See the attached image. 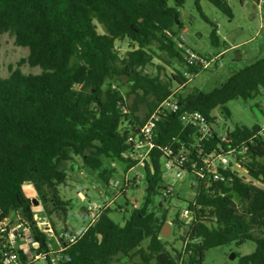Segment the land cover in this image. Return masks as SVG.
I'll use <instances>...</instances> for the list:
<instances>
[{"label":"trees","instance_id":"obj_1","mask_svg":"<svg viewBox=\"0 0 264 264\" xmlns=\"http://www.w3.org/2000/svg\"><path fill=\"white\" fill-rule=\"evenodd\" d=\"M207 1L233 17L228 0ZM185 2L0 0V48L2 35L9 34L17 47L29 49L27 57L10 66L9 77H0V221L22 210L43 245L47 236L39 229L26 185L34 186L49 219L56 216L66 223L72 206L60 187L67 184L69 165L75 157H81L83 168L96 173L106 188L118 174L114 164H121L124 172L137 166L123 158L130 131L146 122L176 84L186 83L182 50L175 42L184 28L179 9ZM194 2L208 21L201 0ZM217 37L216 29L215 44ZM125 41L132 47L121 55L117 45ZM156 43L160 53L154 49ZM156 58L160 65L155 64ZM25 65L40 68L41 73L26 74L22 70ZM168 68L175 71L170 76ZM124 81L131 88L127 96L113 88V82ZM262 88L264 56L231 74L212 91L195 90L186 96L180 94L179 99L182 106L203 113L216 124L217 109H223L222 114L229 119L228 103L254 99ZM132 96L129 103L126 99ZM143 107L147 109L144 117L140 115ZM261 130L259 125L231 130L235 142H247L251 147L246 168L252 181L235 177L230 183L201 188L197 205L215 209L218 226L203 223L196 209L190 234L199 242L187 247L192 253L184 264H202L207 251L233 243L240 247L248 241L257 248L242 257L241 264H264V138L253 139ZM185 134L171 116L159 126L156 140L166 145L173 137ZM219 142L216 135L211 145ZM153 165V170L145 166L147 197L143 206L134 209L123 226L110 217L112 208L105 211L64 252L60 264H110L118 255L140 256L141 262L135 264H179L181 251L173 255L167 249L169 241L160 239L167 213L162 218L150 212L155 198L167 189L161 184L159 152L153 155ZM189 205L194 207L192 202ZM176 223L185 227L178 217ZM65 227L72 229L67 224ZM147 239L150 242L144 248Z\"/></svg>","mask_w":264,"mask_h":264},{"label":"rangeland","instance_id":"obj_2","mask_svg":"<svg viewBox=\"0 0 264 264\" xmlns=\"http://www.w3.org/2000/svg\"><path fill=\"white\" fill-rule=\"evenodd\" d=\"M233 11V17L221 12L211 2L201 0V7L204 15L208 19L206 21L199 10L197 9L194 0H186L183 7L179 10L181 12V22L183 31L180 35L185 36V45L192 50L199 53L201 56L211 61L220 52L225 53L219 57V60L212 62L209 69L200 72L191 83L181 90V94H187L195 91H212L216 87L221 86L231 74L243 69L247 65L264 56V12H259L256 4L252 0H228ZM173 5V2H171ZM218 30L217 44L213 41V33ZM100 33H104L102 26L98 25ZM2 47L0 48V77L7 78L10 76V66L16 65L22 58L29 55L28 48L17 47L15 45L14 37L9 34L2 35ZM121 55H124L132 46L128 41L120 43ZM159 44L156 43L154 49L158 51ZM235 47V48H234ZM233 48V49H232ZM239 57L241 61H237ZM155 64L160 65L158 58L155 59ZM26 74H39L40 68H31L29 65L22 67ZM174 69L168 68L167 75L174 73ZM115 86L127 96L131 88L127 81L113 82ZM176 84L174 89H178ZM129 103L133 101V96L126 99ZM229 110L230 118L225 119L222 114L223 109H217L215 115L218 122L215 124V129L219 133L236 127H253L259 125L264 127V88L261 89V94L251 100L238 99L231 101L226 105ZM147 109L142 108L140 115L144 117ZM73 164V165H72ZM118 168V174L113 178L114 180L124 181L128 175L131 179H140L138 186L130 187L127 192L120 195L116 204H114L113 213L110 217L118 224L124 225L129 219L130 213L141 206H143L147 197V182L146 170L144 165H138L129 172H124L121 164H114ZM69 179L66 185L60 187L61 194L66 201L71 202L72 209L70 211L67 222H63L56 216L49 219L46 212H41L43 220H49L59 229L67 224L74 231L85 229L90 219L87 216L81 219L79 210L83 206H88L89 202L102 204V197L108 200L114 198V193L108 191L98 175L88 169L83 168L81 157H75L74 163L69 165ZM251 182L252 179L248 175L244 177ZM172 181V180H170ZM173 182V181H172ZM258 187H263L261 183L253 181ZM191 180L187 177L174 183V191L176 196L170 197L168 201H164L159 195L155 198L154 204L150 207V212L163 218V213H167V222H170L173 227L172 240L167 244V249L176 255V251H181L183 248V238L186 233V227L176 223L178 215L188 208L189 202L196 196V189L188 187ZM26 193L30 195L26 185ZM79 193H84L89 197L88 201H81ZM179 194V197L177 196ZM40 202L38 198H35ZM41 203V202H40ZM161 203L163 207L161 206ZM42 203L40 205V209ZM124 207L125 211L117 208ZM204 217L217 218V211L201 212ZM179 218V217H178ZM150 240L147 239L143 243V247L147 248ZM257 245L254 242L248 241L244 245L238 247L236 244H230L223 247L211 249L206 252L205 261L202 264H241V258L251 255L256 251ZM235 254L236 258L231 259ZM141 258L138 255L133 257H126L118 255L110 264H135L140 263Z\"/></svg>","mask_w":264,"mask_h":264},{"label":"built area","instance_id":"obj_3","mask_svg":"<svg viewBox=\"0 0 264 264\" xmlns=\"http://www.w3.org/2000/svg\"><path fill=\"white\" fill-rule=\"evenodd\" d=\"M254 3L260 13L264 12V0H256ZM185 41L186 38L183 35L175 38L184 58L186 70L183 76L186 83L179 85L178 89H174L166 99L161 101L141 127L132 128L126 141L128 152L123 155L126 160L136 162L137 166L148 165L153 170V155L155 152L160 153L161 184L167 188L160 195L164 201L176 196L174 183L184 180L185 177L191 180L188 187H195L196 196L191 200L195 208L189 205L178 215L179 220L186 227L179 264H184L186 258L192 253V251H188L187 247L199 242V239H193L190 234L191 228L196 222V209L200 211V219L203 223L211 225L208 223L210 221L218 226V217L210 219L201 213L216 210L197 205L196 197L201 188L210 189L217 183H230L235 177L248 181L244 175H249L246 164L250 160L249 151L251 150L247 142H235L230 136V129L219 133L215 129V124L210 122L203 113L189 110L181 105L179 99L181 90L193 81L198 75L196 72L209 69L212 62L219 60V57H215L211 61L207 60L187 47ZM119 45H117V49L121 51ZM113 88L117 89V86L114 85ZM124 112H127L125 108ZM171 116H175L186 134L173 137L169 144H158L156 139L159 126ZM216 135L221 139V142L214 146L211 143ZM260 138H264V127L253 136L254 140ZM139 181L140 179H131L128 175L124 181L112 179L108 191L114 193V198L108 200L102 197V204L89 202L86 217H89L90 223L85 229L78 232L65 226L59 229L51 221L40 220L36 216L39 229L47 236L43 245L35 238L33 229L26 219L14 221L12 217H9L1 220L0 264H60L64 252L75 245L87 230L98 222L105 211L114 207L120 195H124L123 193L132 186L137 187ZM220 195L225 197V193L222 191ZM78 196L81 201L89 200V197L84 193H79ZM177 196L179 197V194ZM117 209L125 211L124 207Z\"/></svg>","mask_w":264,"mask_h":264},{"label":"crops","instance_id":"obj_4","mask_svg":"<svg viewBox=\"0 0 264 264\" xmlns=\"http://www.w3.org/2000/svg\"><path fill=\"white\" fill-rule=\"evenodd\" d=\"M182 31H183V30H182ZM218 33H219V31H218ZM234 48H235V47H234ZM232 49H233V48H232ZM224 53H225V51H222V52H220L216 57H220V56H222ZM238 60L241 61L242 58L239 57V59H237V61H238ZM72 165H73V164H72ZM26 187H27V186L24 187L25 193H26ZM28 187L30 188V190H29L30 195H28V194L26 193L27 197L30 198V199L38 198V194H37V192H36L34 186L29 185ZM40 205H41L40 202H39L38 205H34V211H35V213H36V216H37L40 220H43V217H45V218H47V217H46V214L42 215V213H41V212H43V211L45 212L44 205L42 204L41 209H40ZM11 217H12V219H14V221H15V220H16V221H19V220H25V219H26V217H25V215H24V212H23L22 210L17 211V212H14V213L12 214Z\"/></svg>","mask_w":264,"mask_h":264},{"label":"water","instance_id":"obj_5","mask_svg":"<svg viewBox=\"0 0 264 264\" xmlns=\"http://www.w3.org/2000/svg\"><path fill=\"white\" fill-rule=\"evenodd\" d=\"M32 202L34 203V205H38L39 202L37 199H33ZM86 206H83L80 208L79 210V216L81 219H85L86 218ZM172 233H173V227L172 224L170 222H166V224L163 226L161 233H160V239L166 240V241H171L172 240ZM236 255L233 254L231 256V259H235Z\"/></svg>","mask_w":264,"mask_h":264}]
</instances>
